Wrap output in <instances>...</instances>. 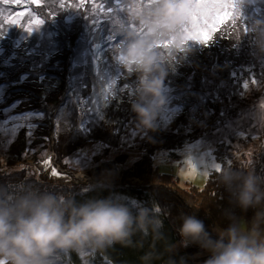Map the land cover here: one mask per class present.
Returning <instances> with one entry per match:
<instances>
[{"label":"rangeland","instance_id":"1","mask_svg":"<svg viewBox=\"0 0 264 264\" xmlns=\"http://www.w3.org/2000/svg\"><path fill=\"white\" fill-rule=\"evenodd\" d=\"M57 1L64 6L68 4L69 10L57 9L54 0H38L36 4L31 0H22L20 4L0 0V176L15 179L23 175L54 187L109 182L138 160H145L146 143L152 130H142L127 120L129 123L116 143L91 141L57 159L53 133H47L53 123L52 108L45 102L48 98L49 101L61 99L68 88L65 86L62 91L60 86L61 80L64 81L60 62L65 60L60 56V41L66 47L70 36L73 37L74 52L79 46L77 55L84 57L88 51L86 46L77 44L81 36L68 30V27L79 30L81 22L87 26L81 21L79 7L88 4L89 21L110 16L106 0ZM209 2L235 5L229 8L228 21L222 24L223 28L228 27L223 29L225 32L231 33L233 28L244 30L246 23L253 19L264 20V0ZM20 12L25 15L18 17ZM54 18L67 32H63L62 40L52 42L54 36L49 32V24ZM28 28L33 30L28 32ZM220 28L221 25L211 34L219 36ZM72 46L63 49L69 54ZM248 59L238 58L240 67L223 62L208 67L202 62L198 83L190 73L185 76L181 89L163 87L166 104L160 110L153 131L169 134L171 139L181 143L177 159L160 152L154 156L153 167L171 173L183 187L187 183L202 187L208 173L215 169L213 165L218 164L214 157L218 144L226 146L228 159L245 158L248 163H252V153L264 151V56H258L254 50L253 58ZM25 85L32 90L35 88V94L40 95L21 99L31 92L24 90ZM144 163L151 166L150 162ZM141 166L145 168V164ZM53 170L58 175H53ZM196 247L200 257L209 254Z\"/></svg>","mask_w":264,"mask_h":264},{"label":"trees","instance_id":"2","mask_svg":"<svg viewBox=\"0 0 264 264\" xmlns=\"http://www.w3.org/2000/svg\"><path fill=\"white\" fill-rule=\"evenodd\" d=\"M54 1L57 9L69 10L68 4L64 6V3L62 5L57 0ZM106 1L109 4L107 7L108 13H110L109 17L101 16L100 19L89 21L88 4L84 3L79 7V10L82 12L81 21L86 22L87 26H83L84 24L81 22L77 31L68 27V30L72 31L75 36H81L78 38L77 44L86 46L88 51L84 57L77 55L79 46H76L77 51L74 52L72 45L76 41L71 36L66 47L72 46V52L69 51L67 54L63 49L65 44L60 40H62L63 32L66 33L67 30L61 24L57 25V18H54L49 24V32L54 36L52 42L54 39L60 41V56L65 57V60L60 62L63 64L60 73L64 72V81L60 82L61 90L63 91L65 86H68L61 99L56 98L55 100L54 98L51 99L52 102L48 98L45 102L51 104L52 108L53 123L51 128L48 123L47 133H53V151L57 155V159L66 157L73 150L91 141L112 145L116 143V138L121 135L127 123L132 121L137 125L136 114L132 111L131 104L138 79L135 75L126 73L115 60L121 28L130 23L131 11L129 9L132 7V3L129 0ZM133 2L141 8L147 5V0H133ZM232 12H234L233 9ZM132 26L140 32L144 31L142 26L135 24ZM248 26L249 23H246L244 30L230 29L232 30L230 33L223 30L228 27L223 28L221 25L219 36L211 34L208 43L197 41L194 33L185 34L187 38L179 43L168 40L160 42L159 47L162 49V55L167 58L165 64L167 75L163 87L174 86L181 89L185 76L190 73L194 75L195 82L198 83L202 62L208 67H216L221 62L235 63L240 67L241 65L237 63L238 58H253L255 49L252 45V37L247 31ZM80 39L88 41L89 44H83ZM166 43L167 46H164ZM236 46L239 47V51L235 49ZM173 47L175 51L171 50ZM48 49L51 50L49 47ZM66 56L68 60H66ZM49 67L51 68L52 65L50 64ZM113 81L115 82L113 83ZM24 90L31 92L21 99L40 95L35 94V88L32 90L26 85ZM47 121L50 122V119ZM180 143V140L171 139L169 134L150 131L146 143L147 156H145V160L142 159V162L138 160L131 168L125 172L122 171L123 173L118 175L117 179L109 182L95 181L96 184L81 185L80 187L57 184L54 187L43 181L20 175L15 179H13L14 177L1 178L2 176H0V187L15 188L18 184H27L28 186H37L42 190L62 192L77 200L122 194L149 207L154 204L159 209L158 216L163 222L164 239L153 242L151 235L143 238L137 234L133 237V246L123 247L117 244L103 252L89 251L85 254L58 252L51 258V264H142L140 257L149 251L153 244L156 251L162 256L160 259L154 260L152 264H166L165 246L180 241L177 230L183 214L196 215L210 232L214 226L219 225L221 228L228 226L230 221L225 218L226 211H233L236 216L243 217L246 221L250 220L254 214L253 209L244 212L230 203V194L222 185L218 184L216 179L218 171L215 169L208 173L202 187L188 183L183 187L171 173L161 172L153 167L154 156L159 155L160 152L170 159H177ZM225 148V145L218 144L214 150L215 160L221 168L251 165L256 173L264 176L263 150L252 153L250 160L252 163H248L245 158L228 159L229 152L226 153ZM145 161L150 162L151 166L146 165ZM142 164H145L144 169ZM212 234L215 237V233ZM199 255L197 247L191 245L186 248H178L174 258L179 260L180 257H185L187 264H203L209 256V254L204 257Z\"/></svg>","mask_w":264,"mask_h":264},{"label":"clouds","instance_id":"3","mask_svg":"<svg viewBox=\"0 0 264 264\" xmlns=\"http://www.w3.org/2000/svg\"><path fill=\"white\" fill-rule=\"evenodd\" d=\"M129 2L133 9L130 23L121 28L115 60L138 79L131 104L138 128L154 130L166 104L163 82L167 58L158 45L185 38L181 26L187 5L185 0H153L141 8L133 0ZM247 31L257 55L264 56V20L253 19ZM171 50L175 51L174 47ZM216 179L229 192L232 205L244 212L254 210L252 218L246 221L226 211L228 226L217 225L210 232L196 215L183 214L177 230L180 241L165 246L166 264H187L185 257L177 260L174 254L178 248L191 245L209 253L203 264H264V176L251 165L227 166L217 172ZM156 209L154 204L149 207L122 194L77 200L27 184L0 187V264H51L58 252L85 254L103 252L117 244L129 247L137 234L159 241L165 237ZM161 256L153 244L140 259L142 264H152Z\"/></svg>","mask_w":264,"mask_h":264},{"label":"snow or ice","instance_id":"4","mask_svg":"<svg viewBox=\"0 0 264 264\" xmlns=\"http://www.w3.org/2000/svg\"><path fill=\"white\" fill-rule=\"evenodd\" d=\"M4 2L20 4L22 0H4ZM31 2L36 4L38 0H31ZM152 2L153 0H147L146 6L151 5ZM185 3L187 5L184 9L185 23L181 26V32L184 34L195 33L196 40L201 43H208L211 33L228 21L231 15L229 8L235 7V5L230 6L218 2L210 3L209 0H185ZM109 11H111V8H109ZM24 15L23 12L18 13V17ZM11 22L15 23L16 21L12 20ZM0 28H2V25H0ZM32 30V28H28L27 31L31 32ZM164 46H167V43ZM44 163L47 164L48 161ZM213 167L216 171L221 169L219 164H214ZM53 175H58V173L53 170ZM156 211H159V209H156Z\"/></svg>","mask_w":264,"mask_h":264}]
</instances>
